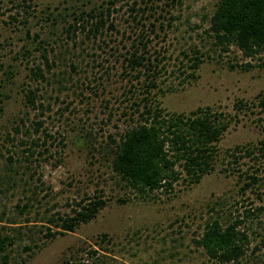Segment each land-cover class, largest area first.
<instances>
[{"label": "rangeland", "instance_id": "obj_1", "mask_svg": "<svg viewBox=\"0 0 264 264\" xmlns=\"http://www.w3.org/2000/svg\"><path fill=\"white\" fill-rule=\"evenodd\" d=\"M216 1L0 0V217L24 232L9 264H220L193 239L209 216L240 218L247 210L245 254L225 264H264V162L241 149L264 139V112L237 113L216 143L213 169L196 183L178 179L143 197L109 168V137L137 122L143 102L234 115L236 100L250 106L264 90V50L251 59L234 46L219 52L203 33ZM99 11L105 21L91 35L93 19H84ZM131 53L141 65L129 66ZM193 54L202 62L189 76ZM37 66L43 79L31 75ZM34 121H41L36 132ZM234 146L241 153L233 161ZM246 174L257 177L247 187ZM95 196L105 204L94 218L45 237L43 225L58 229L50 215L70 214ZM22 203L28 208L18 214Z\"/></svg>", "mask_w": 264, "mask_h": 264}, {"label": "trees", "instance_id": "obj_2", "mask_svg": "<svg viewBox=\"0 0 264 264\" xmlns=\"http://www.w3.org/2000/svg\"><path fill=\"white\" fill-rule=\"evenodd\" d=\"M105 11L107 17L108 9ZM102 14V11L86 14L84 22H88L87 18L93 19H89L90 25L87 29L91 35L96 34L103 26L105 19ZM205 19L207 26L203 33L211 39V46L219 52H226L229 46H234L242 57L251 59L264 50V0H217L212 13ZM188 58V68L191 69L189 76H192L202 62V57L200 54H193ZM126 61L131 68L142 64L134 53ZM242 66L247 67L249 63L245 62ZM31 75L34 79H43L38 66L31 70ZM25 100L34 108L30 91ZM250 104L248 106L242 100H236L233 104L236 113L230 115L212 110L208 106L196 107L187 113L168 112L145 101L137 114V122L119 133L116 139L109 137L112 143L109 150V168L123 186L143 197L153 191L167 192L178 179L186 180L188 184L196 183L202 175L213 169L218 158L216 143L232 120L236 122L237 113L247 108L253 114L255 112L250 109L252 107L257 109L256 113L264 112V90L258 92ZM40 125L41 121H34L32 130L36 132ZM14 131L17 133L18 129L15 128ZM27 144L28 154L31 155L32 150L28 148L30 143ZM241 149L243 153L264 162V139L254 146ZM233 151H237V154ZM233 151L230 156L234 161L241 150L234 146ZM10 157L7 159L10 160ZM245 177V187L257 180L253 174H246ZM104 204L105 199L100 196L87 197L71 207L70 214L56 217L50 215L47 222L58 229L51 230L43 225L45 237L73 231L80 223L94 218ZM27 208V203L15 204L18 214H23ZM251 214L247 210L240 218L238 215L229 217L228 211L227 217L220 214L209 216L204 221L201 232L193 239L195 246L201 248L211 262L237 263L244 256L249 243L247 229L240 226L243 218L246 219ZM1 220L5 223L0 224V264H9L15 259L10 254L11 250L13 246H17L16 241L21 240L24 232L20 229L21 225L9 226L14 218L0 217ZM21 249L28 250L30 245L23 244ZM64 264L92 262L78 258L67 260Z\"/></svg>", "mask_w": 264, "mask_h": 264}]
</instances>
